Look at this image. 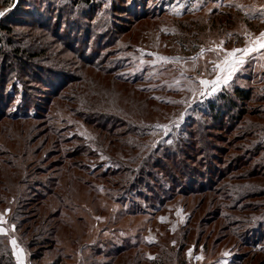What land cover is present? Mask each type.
<instances>
[{
  "label": "rangeland",
  "instance_id": "1",
  "mask_svg": "<svg viewBox=\"0 0 264 264\" xmlns=\"http://www.w3.org/2000/svg\"><path fill=\"white\" fill-rule=\"evenodd\" d=\"M77 1L0 6L9 28L0 29V174L14 195L0 208V236L14 264H30L15 227H34L37 208L26 205L34 194L45 198L40 214L62 201L66 222L39 264L59 251L61 264H132L135 255L136 264H256L264 255L256 228H264V48L230 75L213 69L228 51L253 47L264 0ZM122 19L129 29L113 35L111 21ZM218 75L215 90L200 83ZM60 79L71 84L42 106ZM235 86L250 90L244 119L258 127L230 131L223 144L205 103ZM243 215L252 232L239 244ZM39 218L26 236L37 254L47 249Z\"/></svg>",
  "mask_w": 264,
  "mask_h": 264
},
{
  "label": "trees",
  "instance_id": "2",
  "mask_svg": "<svg viewBox=\"0 0 264 264\" xmlns=\"http://www.w3.org/2000/svg\"><path fill=\"white\" fill-rule=\"evenodd\" d=\"M208 1H210L211 3H216V2L221 1V0H208ZM77 2H82V4L84 3L88 6L90 4H92V0H78ZM7 4H8V0H0V6L1 7H5V6H7ZM116 7H118L119 9L121 8V6H115V8ZM125 10L132 13L131 11H129V9L125 8ZM127 16H129V14ZM117 17H119V16L117 15ZM134 18H136V17H134ZM118 19H120V17ZM124 19H127L128 21L130 20L128 18H124ZM137 19H139V18H137ZM140 19H144V17H141ZM119 21H122V22L120 23ZM124 23H130V22L124 21ZM111 24L114 26V28L112 30L113 35L117 34V33L118 34H121V33L125 34L126 30L129 29L128 25L123 24V19L118 20V21H111ZM0 29L3 32H8V30H9L7 25H5V24L3 25L1 23H0ZM1 44H2V42L0 43V45ZM26 55H27V58H31L30 56H33V54H30V53H26ZM1 57L2 56H1V52H0V58ZM118 82H120V81L118 79H116L113 83L116 85L122 86L123 88L127 87L129 92H134V90L131 87H129L128 85L119 84ZM120 83H122V82H120ZM50 84L52 85V88H51L52 90H49V91L44 90L45 92H48V95L45 98H42V99H46L45 101H43L45 104H42V106H49L50 107L52 105V101L50 100L49 97H53L54 100L61 97V95L56 90V86H60V88L66 89V87L68 85H70L71 82H69V80H68L66 85L62 86L63 79H60L55 84V87L53 86L51 81H50ZM251 98H252V96H251L250 90L235 86L234 88H232L231 91L221 90L215 97L210 98L206 101L205 111L207 112L208 117L211 119L212 126L214 128H216V130L220 133L219 135H222L220 138H218V141L220 143L225 144L226 140H224V136L226 134H229L230 131H234L236 129L238 134H240V133L248 134L250 129H252V128L255 129L258 127V126H254L253 124L248 123L244 119L245 115L247 114L246 106H247V103H249L251 101ZM43 113H44V111H42V112L37 111L36 115L39 116L40 119H42L44 117ZM114 119L115 118H113V120ZM117 121H120V120H117ZM238 124H240V125L238 128H236L238 126ZM108 132H109V135L112 132H114V125L110 126V129L108 130ZM115 139H114V141H115ZM262 147H263L262 149L264 151V144L262 145ZM221 152L225 153V151L223 149L221 150ZM174 155H175V153L167 154L166 158L169 159ZM246 155H247V157H249L248 153ZM247 157H245L243 160H241V159L235 160L233 158L234 164L232 166H230V167L228 166V167L233 170L235 167L242 166L243 163L247 160ZM262 161L264 162V160H262ZM172 162H174V161L172 160ZM263 162H260V163H263ZM249 164H250V162H249ZM234 170H237V168H235ZM2 173L0 174V208L6 207L8 205L9 199L14 196V195H12V193L8 189V187L5 186L6 175L4 176V174H2ZM177 173L181 174V170L178 169ZM220 175H221V173H220ZM220 175H218V176H220ZM222 175H224V174H222ZM8 176L10 179L14 178V176H11L10 174H8ZM219 178H221V177H219ZM219 178H217V179L220 180ZM128 179L130 180V178H128ZM7 182H8V180H7ZM214 182H215V180H214ZM55 186L56 185H53L52 187L55 188ZM250 195H254V193L253 192H245L242 195V197H245L244 199H248V197ZM46 196H47V193L44 195V197H46ZM260 196L254 195L252 197L255 198V197H260ZM44 201H45V198H43V200L40 201L38 199V196L34 194L31 199L26 201V205L29 208H33V209L37 208V211L36 212L32 211L31 214L32 215L37 214V217L38 216L41 217V218H39V224H41L43 226V229H42V227H39L40 231H39L38 236L41 237V239H43L42 240L43 243L41 245L46 246L47 249L45 248L46 249L45 251L43 250V247H41L40 248V249H42L41 253L37 254V252H33L32 249H34V245L32 244V242L27 243V241H26V236L29 233L35 234L37 231V227H35L38 224L35 222L37 217L35 218V220H33L34 227L27 225L26 228L24 230H22L21 232H18L19 227L18 228L15 227V232L18 233L17 235H18L19 239H21V241H24V243H25L24 247H25V249L29 255L28 259H29L30 264H39V262L44 257L43 252H48L50 249H52L53 245L56 244L57 235H58V232L60 230V226H62L63 224L65 225V223H66V222H64V218L60 212L61 211L60 205H62L63 202L58 200L60 205H58L57 209L55 211H51L50 209H48V214L45 215V214H40V212L38 210L40 208V206L41 207L43 206L42 202H44ZM241 210L244 211L245 209L242 208ZM262 210H264V204L262 205ZM261 213H263V212H261ZM249 219H250V216H244V219H242L243 221L241 220V221L236 222V225L241 226L239 228L240 232L238 235L240 240H241V242H239V244H242L244 241L247 240V238L249 239V237L251 236L252 231L251 230L247 231L245 228L247 223L248 222L250 223V221H248ZM251 221H253V220H251ZM256 228L258 230V232H257L258 234H260V233H262L261 235L264 234V228H263L262 224H257ZM243 238H244V240H243ZM251 238L257 239L259 237L255 236V237H251ZM256 239H253L252 242L256 241ZM258 256L259 257H258V261L256 264H264V255H258ZM135 261H136V255L131 260V263L136 264ZM61 263H62V252L59 251L58 256H57V260H55L49 264H61ZM0 264H14V260H13L11 251L7 247L2 236H0ZM46 264H48V263H46Z\"/></svg>",
  "mask_w": 264,
  "mask_h": 264
},
{
  "label": "snow or ice",
  "instance_id": "3",
  "mask_svg": "<svg viewBox=\"0 0 264 264\" xmlns=\"http://www.w3.org/2000/svg\"><path fill=\"white\" fill-rule=\"evenodd\" d=\"M5 11H7V9H5ZM5 14L4 11H0V16H3ZM264 48V32H261L259 34V38L257 40H255L253 42V47L251 48H244V49H232L231 51L227 52V56L225 57V60L223 62V66H221L220 64H216L215 68L213 69L214 71L216 69H219V72L221 73H228L230 75V73L232 71H235L236 67L243 62L242 57L247 55L249 52L254 51L255 48ZM237 53L240 54L239 57H237ZM231 58V59H229ZM228 76L226 75L224 77L225 80H227ZM220 77L219 75L217 76L216 80L213 81H208V80H200V83L202 85L208 86L209 84H211L212 89L215 90V86L218 83ZM166 127V126H164ZM163 219V218H161ZM4 229L0 228V232H3ZM13 244H15V241H13ZM224 255H228V253H225Z\"/></svg>",
  "mask_w": 264,
  "mask_h": 264
}]
</instances>
